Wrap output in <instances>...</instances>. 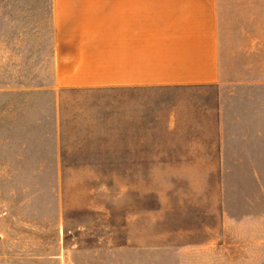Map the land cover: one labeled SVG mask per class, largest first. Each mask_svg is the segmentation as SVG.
<instances>
[{"label":"rangeland","instance_id":"374dc122","mask_svg":"<svg viewBox=\"0 0 264 264\" xmlns=\"http://www.w3.org/2000/svg\"><path fill=\"white\" fill-rule=\"evenodd\" d=\"M50 4L0 0V264H264V172L138 169L130 140L99 137L122 114L91 117L120 98L46 89Z\"/></svg>","mask_w":264,"mask_h":264},{"label":"crops","instance_id":"0c3cea01","mask_svg":"<svg viewBox=\"0 0 264 264\" xmlns=\"http://www.w3.org/2000/svg\"><path fill=\"white\" fill-rule=\"evenodd\" d=\"M50 5L54 79L46 89L121 100L92 106L91 117L102 120L109 109L122 114L99 137L130 140L141 170L219 172L227 188L243 178L260 184L264 0ZM223 12L243 14L230 21ZM101 123L92 119L86 128L103 133Z\"/></svg>","mask_w":264,"mask_h":264}]
</instances>
